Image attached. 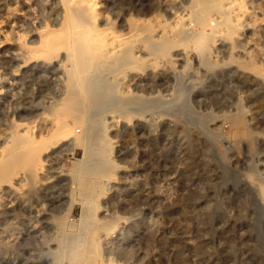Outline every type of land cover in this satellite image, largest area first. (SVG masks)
I'll use <instances>...</instances> for the list:
<instances>
[{
    "label": "rangeland",
    "instance_id": "374dc122",
    "mask_svg": "<svg viewBox=\"0 0 264 264\" xmlns=\"http://www.w3.org/2000/svg\"><path fill=\"white\" fill-rule=\"evenodd\" d=\"M92 1L114 55L90 94L61 0H0V264H264V0L228 25L195 0ZM95 137L110 176L78 172Z\"/></svg>",
    "mask_w": 264,
    "mask_h": 264
},
{
    "label": "bare ground",
    "instance_id": "6f19581e",
    "mask_svg": "<svg viewBox=\"0 0 264 264\" xmlns=\"http://www.w3.org/2000/svg\"><path fill=\"white\" fill-rule=\"evenodd\" d=\"M61 4L63 5V9L65 12L64 14V17L62 19V22L60 23V28L59 29L61 32H62V37L65 36L64 38H69V39H72V37H74L73 39H75L76 41L80 40L79 42H77L75 45H73V50H70V51H73V56L72 57V65L74 66V69H75V75L73 76V83H77V85H82L81 81H80V77L77 76V74H80V73H83L84 71H87L90 73V78L92 79V87H90L89 85V81L87 82L88 84V87H90L91 89L88 90L90 91L89 93L91 94V91H95L96 93V90L98 88H96V84L98 83H104V76H106V74H110L112 73L111 72V67H110V63L108 62L109 58L112 57L114 55V52L113 51H109V50H106L104 49L102 46H101V43L102 41L104 40V37H101L100 39L95 37L94 35H89L87 36L86 34V30H87V27L95 20L96 18V12H95V5H94V2L92 0H61ZM196 2V5L199 9V11L201 12V14L203 16H208L209 12H213V13H216L220 18L221 20L224 22H226L225 24H227V22H229L230 20H233V19H236V13L239 8H238V5H237V0H212V4H209L208 0H195ZM249 2V1H248ZM249 4V3H248ZM190 5H192V3H190ZM189 5V7H190ZM165 8V7H164ZM167 8V7H166ZM165 8V9H166ZM185 8V7H184ZM247 8V7H246ZM242 10V8H240ZM249 9V8H247ZM186 10H188L186 8ZM190 10V9H189ZM168 11V10H167ZM183 11V10H182ZM246 11V10H245ZM253 11V10H252ZM75 12H81L83 13V15H85V20H79L78 22H76L75 24V27L76 28H71V26L73 25L72 24V18L71 16L75 13ZM193 12V10H192ZM251 12V11H250ZM255 12V11H254ZM170 13V12H169ZM194 13V12H193ZM248 13V12H247ZM104 14V13H103ZM241 14V13H240ZM244 14V13H243ZM173 15V14H172ZM171 15V16H172ZM189 15H190V12H189ZM239 15V13H238ZM76 16V15H75ZM183 16H184V13H183ZM188 16V15H187ZM193 16V15H191ZM190 16V17H191ZM252 16V15H251ZM255 16V15H254ZM177 17V16H176ZM189 17V18H190ZM244 17V16H243ZM102 18V17H101ZM104 18V17H103ZM178 18V17H177ZM182 18V17H180ZM188 18V19H189ZM205 18V17H203ZM238 18V17H237ZM250 18V17H249ZM192 19V18H191ZM202 19V18H201ZM254 19V17H253ZM196 20V19H195ZM211 20V19H210ZM243 20V19H242ZM103 21V20H102ZM206 22V19L203 20ZM203 21L201 22V24L203 23ZM106 22V21H104ZM248 22V21H247ZM86 24L85 27H83L82 25L83 24ZM102 23V22H101ZM164 23V22H163ZM180 23V22H179ZM178 23V24H179ZM187 23V22H186ZM200 23V22H199ZM198 23V24H199ZM252 23V22H251ZM256 23V22H255ZM188 24V23H187ZM211 24V23H209ZM236 24V22H235ZM244 24V23H243ZM250 24V23H249ZM263 24V23H262ZM50 25V24H49ZM133 25V24H132ZM161 25V24H160ZM164 25V24H163ZM200 25V24H199ZM213 25V24H212ZM219 24H215L212 26V28L215 29V27H217ZM228 25V24H227ZM59 26V25H58ZM111 26V25H110ZM140 26V25H139ZM179 26V25H178ZM177 26V27H178ZM190 26V25H188ZM207 26V25H206ZM205 26V27H206ZM211 27V25H209ZM237 26V25H236ZM84 29H83V28ZM165 27V25H164ZM171 27V26H170ZM195 27V26H194ZM199 27V26H198ZM219 27V26H218ZM228 27V26H227ZM51 28V27H50ZM49 28V29H50ZM57 28V27H56ZM94 28V27H93ZM124 28V26L122 27ZM148 28V27H147ZM202 28V27H201ZM200 28V29H201ZM211 28V30H212ZM236 28V27H235ZM239 28H240V25H239ZM242 28V27H241ZM245 28V27H244ZM96 29V28H95ZM105 29V28H104ZM111 29V28H110ZM137 29V28H136ZM179 29V28H178ZM182 29V28H181ZM187 29V28H186ZM185 29V30H186ZM198 29V30H200ZM203 29V28H202ZM201 29V30H202ZM100 30V29H99ZM109 30V29H108ZM106 30V31H108ZM123 30V29H122ZM141 30V28H140ZM145 30V29H144ZM150 30V29H149ZM189 30V28H188ZM197 30V32H198ZM217 30V29H216ZM223 30V28H222ZM43 31V30H42ZM42 31H38V32H42ZM100 31H104V30H100ZM163 31V30H162ZM173 31V30H172ZM179 31V30H178ZM207 31V30H206ZM214 31V30H213ZM219 31V29H218ZM234 30H231V32H233ZM110 32V31H109ZM113 32V31H112ZM133 32V31H132ZM135 32V31H134ZM139 32V31H138ZM144 32V31H143ZM196 32V30L194 31ZM196 32V35L198 34ZM238 32V31H237ZM142 33V32H141ZM158 33V32H157ZM186 33V32H185ZM190 33V32H188ZM210 33V32H209ZM225 33V32H224ZM230 33V32H229ZM234 33V32H233ZM236 33V32H235ZM175 34H178L175 32ZM187 34V33H186ZM195 34V33H194ZM200 34V33H199ZM198 34V35H199ZM215 34V33H214ZM54 35V34H53ZM160 35V34H158ZM157 35V36H158ZM163 38H166V35H167V31L164 30L163 31V34H161ZM220 36V34H217ZM227 35V34H225ZM39 36V35H38ZM110 37V35L108 34L107 37ZM147 36V35H145ZM156 36V35H155ZM168 36H171V34H169ZM188 36V35H187ZM237 36V35H236ZM45 37H47V34H44V36H42V39L44 41ZM119 37V36H118ZM148 37V36H147ZM175 37V36H174ZM215 37V36H214ZM213 37V38H214ZM50 38V37H49ZM54 38V37H53ZM116 36H112L110 39L111 40H116ZM126 38V37H125ZM146 38V37H145ZM210 39V35L208 37ZM216 38V37H215ZM228 38V37H227ZM68 39V40H69ZM72 39V40H73ZM136 39V38H135ZM140 39V38H139ZM154 39V38H153ZM158 39V38H157ZM156 39V40H157ZM202 39V38H201ZM219 39V37L217 38ZM146 39H143V41H145ZM168 40V39H167ZM166 40V42H168ZM174 40V39H173ZM222 40V39H221ZM228 40V39H227ZM46 41V39H45ZM138 41V40H137ZM136 41V42H137ZM142 41V40H141ZM163 41V40H161ZM178 41V40H177ZM207 42V41H206ZM159 43V42H158ZM163 43V42H162ZM180 43V41H179ZM147 44V43H145ZM155 44V43H154ZM174 44V43H173ZM193 44V43H192ZM197 44V43H196ZM107 45V44H106ZM141 45V44H140ZM181 45V44H179ZM206 45V44H205ZM41 46V45H40ZM145 46V45H144ZM202 46V45H201ZM48 47V46H47ZM70 47V46H69ZM126 47V46H125ZM124 47V48H125ZM168 46H164V48H166ZM170 45H169V49H170ZM173 47V46H172ZM204 47V46H203ZM127 50L129 47V44L127 45ZM139 48V47H138ZM160 48V47H159ZM200 48V47H199ZM202 48V47H201ZM205 48V47H204ZM26 49V48H25ZM63 49V48H62ZM60 49V50H62ZM65 49V47H64ZM71 49V48H70ZM123 49V48H122ZM140 49V48H139ZM45 50V49H44ZM28 51V49H27ZM26 51V52H27ZM31 52V50H29ZM28 51L29 54H31L30 52ZM35 51V50H33ZM41 50H36V54L37 53H41L40 52ZM86 56H84V52H86ZM147 51V50H146ZM168 51V50H167ZM47 52V51H46ZM67 52V51H66ZM152 52V51H151ZM33 53V52H32ZM149 53V52H148ZM35 53H33L34 55ZM43 54V52H42ZM49 54V53H47ZM128 54V53H127ZM43 56V55H42ZM119 57V55H118ZM117 57V60H114L115 64L118 65L120 64V59H118ZM166 58V57H165ZM116 59V58H115ZM150 59V58H149ZM157 59V58H156ZM158 60V59H157ZM167 60V59H166ZM126 61V59H125ZM168 61V60H167ZM69 62V61H68ZM156 62V61H155ZM154 62V63H155ZM115 65V66H116ZM129 65V64H128ZM72 66V67H73ZM163 66V65H162ZM170 66V65H169ZM117 69V67L115 68ZM69 70V69H68ZM115 71V70H114ZM170 71V70H169ZM72 72V71H70ZM88 73V74H89ZM71 77V75H70ZM72 78V77H71ZM112 78V77H111ZM68 79H69V74H68ZM72 80V79H71ZM124 81V80H123ZM106 84V83H105ZM122 84V83H121ZM114 86V85H113ZM104 87V86H103ZM94 88V89H93ZM96 89V90H95ZM109 90V88H107ZM107 89H103L101 92H100V96H98L100 98V102H102L104 99H106L105 97H108V93L110 94V92L108 91L107 92ZM90 94H89V97H90ZM95 95V94H94ZM103 99V100H102ZM122 99V98H121ZM124 100V99H122ZM120 101V100H119ZM128 101V100H126ZM65 103V102H64ZM62 103V104H64ZM122 103V102H121ZM109 104H113L115 105L113 102H109ZM120 104V103H119ZM124 104V103H122ZM65 105V104H64ZM90 105H93V104H90ZM90 105H88L89 107H91ZM67 106V104H66ZM105 106H106V103H105ZM120 107V106H119ZM125 107H127V105L125 104ZM62 108V107H61ZM77 108V107H76ZM121 110H123L122 108L123 107H120ZM60 109V108H58ZM67 109V107H66ZM108 109V107H107ZM114 109H117V108H113ZM69 110V109H68ZM82 110V109H81ZM111 110V109H109ZM109 110H108V113H109ZM63 111V110H62ZM67 111V110H66ZM70 112L72 113H75L76 110H69ZM78 111V110H77ZM100 112V111H99ZM118 113V112H117ZM62 114V113H61ZM89 114V113H87ZM101 114V113H100ZM100 114H98L97 116H99ZM119 115V114H118ZM90 116V115H89ZM100 117V116H99ZM88 118V117H86ZM103 119V118H102ZM86 121V119H85ZM95 123L97 124V120L95 119V116H92V118L89 120V124H88V129H86V133L84 134V136L82 137L81 136V139L80 140H77V142H73V143H85L87 145V143H89V138H91L90 136H92V133H94V129H95ZM99 124V123H98ZM67 127V126H66ZM21 135V134H20ZM23 135V134H22ZM30 139V138H29ZM76 141V140H75ZM93 141V142H92ZM91 143H90V147H89V150H88V146H86V152L89 153V155H87L86 157H84V160H82V163H79V169H78V172H82L86 167H89L94 169V170H97V169H104L106 170V176H110L112 175V172L114 170V168L116 167V165L111 161V158H110V154L108 153V148H109V144L108 142H104L102 140H99V138L95 137L94 140H92ZM29 145V144H28ZM26 153V152H25ZM98 156V157H96ZM96 157V158H95ZM32 162V161H31ZM30 162V163H31ZM39 162V161H37ZM39 166V165H38ZM40 169V168H39ZM38 171V170H37ZM35 172V171H34ZM5 176L2 175L0 176V181L2 182L3 180H5L4 178ZM251 182H256V180L253 178L251 180ZM258 183V182H257ZM257 186H260L257 185ZM260 187H263V186H260ZM260 194V200L261 202L263 203L264 205V188H260L259 190V193L258 195ZM90 209V207H89ZM81 232H73L72 234V240H73V243H75L73 245L74 248H80L82 246V243H83V238L82 236H80Z\"/></svg>",
    "mask_w": 264,
    "mask_h": 264
}]
</instances>
